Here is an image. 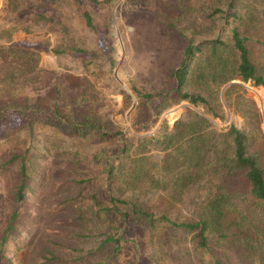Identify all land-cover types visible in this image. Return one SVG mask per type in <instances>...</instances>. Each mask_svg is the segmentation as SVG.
<instances>
[{"label":"rangeland","instance_id":"374dc122","mask_svg":"<svg viewBox=\"0 0 264 264\" xmlns=\"http://www.w3.org/2000/svg\"><path fill=\"white\" fill-rule=\"evenodd\" d=\"M11 1L0 0V64L11 59L10 47H23L17 54L25 60H18L21 71L16 87L7 90L4 83L0 86V237L10 223L13 226L3 252L0 245V263L12 259L29 264L36 246L49 239L67 245L56 248L64 257L59 264L139 263L138 251L128 247L131 237L117 251L105 242L115 232L113 224L99 221L94 215L99 207L89 201L95 192L103 195L107 190L105 160L116 165L123 145L133 143L131 160L119 165L122 174L113 183L112 193L121 191V197H138L173 216L178 214L166 191L144 184L138 193L131 185V166L133 160L150 165L149 157L158 153L147 146L142 148L141 137L156 135L165 121L171 130L187 107L200 114L205 113L204 109L184 102L165 110L157 120L152 102L158 97L148 102L138 98L135 91L142 97L170 86V74L180 63L185 37L193 36L199 43L222 32L229 39L238 22L234 17L226 20L221 13L210 18V11L218 6L213 0H192L196 13L194 10L191 17L177 22L175 28L159 4L145 10L140 4L126 7V0H119L113 7L111 23L109 7L91 0H15V5ZM223 1L227 4L229 0ZM255 5L253 19L247 15V8L240 10L251 23L259 15L264 17V3L258 1ZM224 9L228 11L229 7L225 5ZM85 11L92 16L93 28L86 26ZM169 17L176 18V13ZM251 25L255 26L251 33L259 35V40L256 37V43L253 41L254 56L264 64V18ZM16 27L8 39V33ZM30 56L32 62L26 59ZM233 83L241 88L228 91ZM253 88L264 97V87L241 81L228 83L218 91H201L223 116H208L213 126L224 131L231 126L247 130L258 126L264 135V105L257 102ZM195 90L200 88L196 86ZM81 97L91 100L90 104L75 102ZM11 103H27L31 110L21 111L9 106ZM251 107L260 116L256 124L242 114ZM87 115L109 134L122 133L124 142L116 138L102 143L101 136L92 132L85 137L74 135L77 123ZM34 116L31 125L28 120ZM47 118L62 125L47 124ZM23 160L36 166L29 172L32 187L26 192L27 198L17 201L12 192L17 166ZM66 200L68 203L58 208ZM77 203L82 206V220L75 218ZM168 235V258H164L156 246ZM168 235L160 233L150 240L144 263L202 264L181 231L172 230ZM218 255L227 264H239L232 253Z\"/></svg>","mask_w":264,"mask_h":264},{"label":"trees","instance_id":"16d2710c","mask_svg":"<svg viewBox=\"0 0 264 264\" xmlns=\"http://www.w3.org/2000/svg\"><path fill=\"white\" fill-rule=\"evenodd\" d=\"M91 1L107 5L110 9V21L114 23L112 10L119 0ZM258 1L264 3V0H229L226 4L223 0H213L212 3H218V6L213 7L209 2V7H213L210 18L221 13L226 20L234 17L238 22L239 26L231 29L229 39H225L222 32L219 36L215 35L214 38L199 43H196L193 36L185 37L180 63L170 74V86L142 97L139 91H135L138 98L148 102L158 97L152 102L157 120L165 110L184 102L203 108L205 113L200 114L187 107L171 130L165 121L156 135L141 137L142 148L147 146L149 150H156L158 153L149 157L150 165L133 160L134 164L131 166L134 172L131 185L138 193L142 191L141 186L144 184L156 190L166 191L171 203L176 204V216L156 205L141 202L138 197L127 199L121 197V191L112 193L113 183L121 178V166L127 165L128 160H131L130 150L133 143L123 145L116 157V165L105 160L107 190L103 195L95 192L89 201L93 200L94 206L99 207L94 211L99 221L112 222V231L115 232L109 235L105 242L113 244L114 251L125 245L126 238L131 237L128 247L135 248L140 257V262L133 264H148L144 263V259L147 258L145 252L150 240L157 238L160 233L171 235L172 230L181 231L185 235L191 250L202 264H227L218 254L225 257L229 253L236 256L239 264H264V135L260 133L258 126L253 130L239 129L236 126H231L228 131L215 128L208 116H223L216 112L204 92H201L221 90L233 81L251 82L256 87H264V64L254 56L253 41L256 43L255 38L258 37L259 40V35L251 33L255 28L251 24L255 20H263L264 17L259 15L252 23L249 20L253 19V13L257 10L255 3ZM191 3L192 0H126L124 6L136 7L140 4L145 10H150L155 8L154 5H162V14L166 20L171 21L170 26L175 28L177 22L191 17L194 10L196 13L197 10ZM11 4L15 5V0H12ZM225 5L229 7L228 11L224 9ZM241 8L249 10L248 20L244 19ZM118 11L119 7L116 16ZM172 12L176 13V18L169 17ZM84 19L86 26L93 28L89 11H85ZM17 29L16 27L10 31L7 38L11 39L12 33ZM261 36L264 38V35ZM258 43L261 44L259 41ZM19 49L24 48L10 47L8 56L11 59L0 64V86L4 83L7 90L16 87V79L21 71L18 60H25L17 54ZM26 59L30 62L34 60L33 56ZM196 86L200 91L195 92ZM239 88L240 84L233 83L228 91ZM75 102L82 105L85 102L90 104L91 100L81 97ZM9 106L17 107L21 111L31 110L27 103H11ZM55 111L58 115L57 107ZM242 114L248 121H252V124L260 120L255 107ZM84 118L85 120L79 121V125L74 128V135L80 133L81 137H85L92 132L101 136L102 143L116 138H120L119 142H124L122 133L109 134L100 128L91 115ZM35 119L36 116L30 118L28 123L32 125ZM44 122L55 127L62 125L60 121L52 118H47ZM120 164L122 165L119 166ZM35 166V163H27L24 160L17 166L18 173L15 175L12 192L17 201L27 198L26 192L32 187L29 172L33 171ZM65 203L68 201H62L58 208ZM102 204L106 206L101 207ZM74 208L75 218L82 220V206L77 203ZM12 229L10 223L0 237L2 252ZM169 237L171 236L159 239L156 246L164 258H168ZM60 241L49 239L38 244L29 264L63 262L64 257L56 248L67 245ZM50 243L52 247L49 246ZM3 258L5 255H2ZM0 264L23 262L9 259Z\"/></svg>","mask_w":264,"mask_h":264},{"label":"built area","instance_id":"2783aa9c","mask_svg":"<svg viewBox=\"0 0 264 264\" xmlns=\"http://www.w3.org/2000/svg\"><path fill=\"white\" fill-rule=\"evenodd\" d=\"M249 83H251V82H249ZM253 91L256 93V97L259 99V101H257V102L259 104L261 102L264 105V97L262 96V94L259 91L255 90L254 88H253Z\"/></svg>","mask_w":264,"mask_h":264}]
</instances>
